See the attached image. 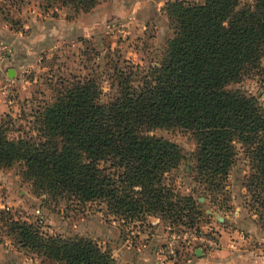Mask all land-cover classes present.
<instances>
[{
    "label": "trees",
    "instance_id": "16d2710c",
    "mask_svg": "<svg viewBox=\"0 0 264 264\" xmlns=\"http://www.w3.org/2000/svg\"><path fill=\"white\" fill-rule=\"evenodd\" d=\"M88 13L98 0H46ZM171 38L159 62L138 77L114 70L116 96L101 102L97 80H74L32 111L34 136L10 137L0 120V169L21 166L32 193L80 205L101 203L124 223L153 217L193 230L199 205L165 184L185 160L173 143L151 136L182 130L195 145V177L210 194L222 192L238 151L251 173L244 188L264 229V109L232 89L264 76V0H202L164 4ZM17 246L60 264H116L111 253L82 237L61 238L40 226L1 217Z\"/></svg>",
    "mask_w": 264,
    "mask_h": 264
},
{
    "label": "rangeland",
    "instance_id": "374dc122",
    "mask_svg": "<svg viewBox=\"0 0 264 264\" xmlns=\"http://www.w3.org/2000/svg\"><path fill=\"white\" fill-rule=\"evenodd\" d=\"M163 8L150 6L149 0H98L88 13L75 14L46 0H0V120L6 115L13 120L16 131L10 137L34 136L32 111L74 80L96 79L101 102L107 103L116 96L114 70H132L138 80L156 65L172 35ZM232 89L264 109V76L246 77ZM150 135L175 144L185 156L166 174L165 184L199 205L193 230L153 217L124 223L107 215L101 203L37 197L16 164L0 169V264H60L20 249L1 217L37 224L52 236L90 239L116 264H264V229L244 188L251 170L242 151L222 192L212 195L193 172L196 145L188 133L156 130Z\"/></svg>",
    "mask_w": 264,
    "mask_h": 264
},
{
    "label": "crops",
    "instance_id": "0c3cea01",
    "mask_svg": "<svg viewBox=\"0 0 264 264\" xmlns=\"http://www.w3.org/2000/svg\"><path fill=\"white\" fill-rule=\"evenodd\" d=\"M168 1H173V0H149L150 6L159 7V8L161 6H163ZM203 261H204V259L202 260V263H203Z\"/></svg>",
    "mask_w": 264,
    "mask_h": 264
}]
</instances>
